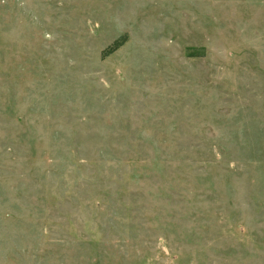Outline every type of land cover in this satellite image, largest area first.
<instances>
[{"label": "rangeland", "instance_id": "1", "mask_svg": "<svg viewBox=\"0 0 264 264\" xmlns=\"http://www.w3.org/2000/svg\"><path fill=\"white\" fill-rule=\"evenodd\" d=\"M0 264H264V0H0Z\"/></svg>", "mask_w": 264, "mask_h": 264}, {"label": "trees", "instance_id": "2", "mask_svg": "<svg viewBox=\"0 0 264 264\" xmlns=\"http://www.w3.org/2000/svg\"><path fill=\"white\" fill-rule=\"evenodd\" d=\"M127 42V38L126 36L118 39L117 41H115L110 47H108L104 52H103V56L104 57H108L109 55H112L113 53H115L118 49H120L125 43Z\"/></svg>", "mask_w": 264, "mask_h": 264}]
</instances>
